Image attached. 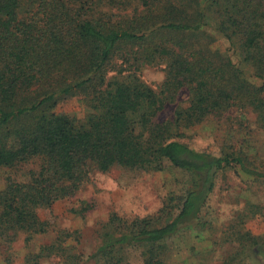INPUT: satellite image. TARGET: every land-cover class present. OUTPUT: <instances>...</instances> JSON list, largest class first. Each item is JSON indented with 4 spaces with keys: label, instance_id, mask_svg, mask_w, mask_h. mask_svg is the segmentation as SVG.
<instances>
[{
    "label": "trees",
    "instance_id": "16d2710c",
    "mask_svg": "<svg viewBox=\"0 0 264 264\" xmlns=\"http://www.w3.org/2000/svg\"><path fill=\"white\" fill-rule=\"evenodd\" d=\"M158 63L159 92L139 75ZM184 90L187 104L159 120ZM74 97L89 108L83 118L57 111ZM234 109L253 112L264 127V0H0V168L41 160L0 189V240L47 234L51 222L40 211L75 196L96 172L152 173L169 163L188 174L185 193L171 194L152 216L111 215L87 260L127 264L138 252L142 264H170V239L209 227L204 209L220 172L239 168L264 186V167L244 154L215 155L184 140L188 129ZM261 209L244 206L226 224L235 246L218 264H264V236L245 220ZM66 232L27 264H80L65 250Z\"/></svg>",
    "mask_w": 264,
    "mask_h": 264
},
{
    "label": "rangeland",
    "instance_id": "374dc122",
    "mask_svg": "<svg viewBox=\"0 0 264 264\" xmlns=\"http://www.w3.org/2000/svg\"><path fill=\"white\" fill-rule=\"evenodd\" d=\"M217 45L223 51L229 47V43L222 38ZM234 59L237 61L236 56ZM164 66L161 63L145 65L139 71L142 80L158 92L165 77ZM187 99L188 93L184 90L178 101L168 104L158 119H171L177 105L187 104ZM57 111L83 118L89 108L79 97H74L62 102ZM186 134L184 140L198 151L215 155L236 152L264 167V127L249 110L234 109L211 116L188 129ZM40 163V159H34L15 169L0 168V189L5 186L7 176L26 179L29 169L38 168ZM252 180L239 168L228 167L220 172L204 209L203 218L209 221V227L205 230L183 229L170 239V264H218L222 256L235 246L227 243L223 234L225 226L244 206L250 208L256 204L262 208L258 210V215L245 220L255 235L264 236V186ZM188 184V174L169 163L163 171L152 173L119 166L108 172H96L75 196L58 201L51 211H40L41 216L51 222L47 234L37 235L31 243L25 242L24 233L18 234L13 243L0 240V264H27L28 255L53 241L59 230L67 231L63 233L67 236L64 239L65 250L75 254L80 264H93L87 260L88 256L99 245L101 232L111 215L116 213L126 218L155 215L171 194L179 196L185 193ZM41 264L62 263L57 258H48L43 259ZM127 264H142L138 252L131 253ZM249 264H261V261L252 259Z\"/></svg>",
    "mask_w": 264,
    "mask_h": 264
}]
</instances>
